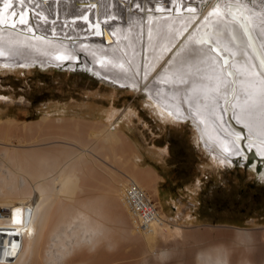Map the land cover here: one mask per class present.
I'll list each match as a JSON object with an SVG mask.
<instances>
[{
    "label": "bare ground",
    "instance_id": "bare-ground-1",
    "mask_svg": "<svg viewBox=\"0 0 264 264\" xmlns=\"http://www.w3.org/2000/svg\"><path fill=\"white\" fill-rule=\"evenodd\" d=\"M0 1V66L46 68L47 62L72 56L81 70L115 88L144 93L160 106L163 119L187 120L218 166L241 161L264 176V121L255 116L252 126L246 118L264 110V0H25L39 27L33 34L7 24H14L18 13L17 21L26 22L27 10L8 9L16 0ZM97 9L105 23L129 22L124 32L113 29L115 41L106 36L110 43L105 46L89 39L77 21L90 19ZM58 41L69 43L75 54L59 53L52 45ZM199 105L206 106L203 112ZM61 125L65 136L87 146V125L79 120ZM11 126L15 122H0V132ZM34 126L39 134L59 129L48 116ZM89 135L98 138L96 143L104 139L113 150L129 149L116 126L101 125ZM61 142L30 144L22 155H10L8 143L0 141V264H109L120 256L122 245L156 254L159 264L178 253V245L168 248L167 242L185 238L184 226L163 215L160 225L142 231L128 211L125 186L133 181L152 197L146 184L151 176L128 170L120 178L115 173L119 187L111 181L108 190H90V155L86 158V150L72 141ZM112 157L119 160V155ZM235 231L243 241L250 239L247 230ZM227 238L219 235L200 249L196 264H257L249 251L237 250ZM260 257L264 264V254ZM180 260L170 264H183Z\"/></svg>",
    "mask_w": 264,
    "mask_h": 264
},
{
    "label": "rangeland",
    "instance_id": "rangeland-1",
    "mask_svg": "<svg viewBox=\"0 0 264 264\" xmlns=\"http://www.w3.org/2000/svg\"><path fill=\"white\" fill-rule=\"evenodd\" d=\"M196 108L203 112L206 106L199 105ZM157 109L162 110L153 100L146 98L144 93L115 88L110 83L81 70L52 66H36L30 69L0 66V122H15L9 132H0V141L8 143L10 155H22L29 150L30 144L73 142L74 140L63 134L64 130L59 126L79 120L87 125V129L90 128L85 136L86 147L73 142L76 143L73 144L75 147L86 150V158L90 155L87 159L91 176L88 177L90 179L87 178L90 184L88 188L104 191L108 190L113 181L115 187L120 186L119 181L115 179L116 175L120 178L124 171H139L134 166L139 162L138 149L162 147L164 151L169 152L163 165L157 162L159 170L166 176L158 186V198L163 206L161 211L171 223L184 226L183 229L188 235L183 239H170L167 242L168 248L173 244L178 245V253L172 251V256L169 259L166 257L161 264H170L175 259H181L183 264H196L195 254L200 249L208 248L219 235L228 237L237 250L249 251L254 262L261 264L260 256L264 254V176L241 161L227 166H223L221 161L218 166L213 161L215 156L209 154L194 127L187 120L163 119ZM114 110L117 111L116 115L109 119V114ZM133 110L132 114L125 116ZM45 116L58 126V130L52 129L54 133H48L46 130V133L39 134L35 128L34 124H38ZM255 116L264 121V110H253L248 114L246 118L254 124L252 126H255L252 122L256 120ZM101 125H113L119 129L126 140L127 148L129 147L127 152L117 149L118 153L113 147L114 152L112 146L104 139L99 143L94 142L98 138L89 134ZM174 130L180 134L185 147L191 151L193 163L190 167H172L177 161L172 155V145H168L167 136L164 135L174 133ZM113 155H119V160L113 159ZM90 161H93L92 165ZM110 169L112 173L108 171ZM79 192L77 195H81L82 192ZM118 204L123 214L128 213L125 206L119 202ZM237 228L247 230L250 239L243 241L237 237ZM72 238L74 241V236ZM70 240L71 238L68 242ZM120 248V256L109 264H159L156 254L153 256L141 253L138 249L126 245Z\"/></svg>",
    "mask_w": 264,
    "mask_h": 264
},
{
    "label": "water",
    "instance_id": "water-1",
    "mask_svg": "<svg viewBox=\"0 0 264 264\" xmlns=\"http://www.w3.org/2000/svg\"><path fill=\"white\" fill-rule=\"evenodd\" d=\"M1 2L2 1H0V8L2 7ZM17 4H19V5L17 6ZM26 5H27V2L25 3V0H16V2L14 4L11 3V5L8 6V9H10V8L11 9L12 8L13 9H17L19 7V10L20 9L22 10L23 7H24L23 11H26L27 10V12H28V8L26 7ZM42 9L43 8H40L39 10H42ZM73 10H74V8H71V11L70 12H72ZM66 14H68V13H66ZM102 14H103L102 11L99 10V9H97L90 19H78L77 21L80 24H84L83 29H85V31H86L84 34L85 35H88L89 36V39H91L92 41L96 42L99 45L105 46L106 44L115 41L113 31L115 29L116 30L120 29L121 31L124 32V30H125V28H127L129 22H128V19H108L107 22H109V23H105ZM15 15H16V13L14 15L13 14L12 15L10 14L9 17L10 16L14 17ZM33 15L34 16H40L38 12L37 13L34 12ZM60 15H61V13H60ZM18 17H19V13L17 14V16L15 18V21L16 22H14V24H12L11 20H9L8 23H7L8 26L9 27H12V28H15V29H18V28H20V26H22V28L24 27L25 29H27L32 34L35 33L36 31H38V28L39 27H38L37 24H35L36 22L34 21V19H31L32 18V15L30 16L29 15V12L27 13L28 19H26V22H24V23L21 22V21H17L18 20ZM56 20L57 19H54V21H56ZM60 21H62V19H60ZM0 24H2V23L0 22ZM48 31H50V34H52V35L55 34V37L58 38V39H60L59 38L60 36L57 34V32L56 33H52L53 30L51 28L48 29ZM88 36H86V37L88 38ZM106 36H109V38H112L113 40H111L109 42L107 40V38H105ZM98 37H100V39H98ZM52 45H55L56 48L60 50V52L58 50L57 51L59 53H61V54H63V53L64 54L65 53H71V51L73 52L72 55L75 54V52L73 50H76V49H73L72 46H70L69 43L58 41V42H53ZM52 51L54 53L56 52V50H52ZM81 53H79V54H81ZM85 54H86V52H85ZM70 56H71V54H70ZM79 57H80L79 59H82L81 58L82 55H80ZM71 58H73V57L71 56V57H68V58H64L63 60H57L56 62H55V60H53V62H47V63H49L48 65H50V66L52 65V63H54L53 65L55 67L61 68V69L70 68V70H81L78 67V65H77L78 63L75 62L76 60L71 59ZM48 60H46V61H48ZM36 64H38V63H36ZM81 71H83V72H85V73H87V74H89L91 76H94L95 78H98V76H95V75L91 74L89 71H86V70H81ZM102 77L105 78V76H102ZM105 79H108V78H105Z\"/></svg>",
    "mask_w": 264,
    "mask_h": 264
},
{
    "label": "crops",
    "instance_id": "crops-1",
    "mask_svg": "<svg viewBox=\"0 0 264 264\" xmlns=\"http://www.w3.org/2000/svg\"><path fill=\"white\" fill-rule=\"evenodd\" d=\"M158 2V1H157ZM174 130V133H168L165 136L166 141L172 145V155L174 159L177 161L176 164L172 165V167H190L193 163V157L190 149L185 147L184 140L181 138L180 134H177ZM163 134V133H161ZM165 152V153H164ZM167 152V153H166ZM169 151H164V148H149L140 150L138 149L139 162L135 167L142 173H146L152 177V180L149 183H146L148 186V191L151 193L152 198L157 201L160 208H163L159 201V183L164 181L166 176L159 170V165L157 162H161L163 165L168 156Z\"/></svg>",
    "mask_w": 264,
    "mask_h": 264
},
{
    "label": "built area",
    "instance_id": "built-area-1",
    "mask_svg": "<svg viewBox=\"0 0 264 264\" xmlns=\"http://www.w3.org/2000/svg\"><path fill=\"white\" fill-rule=\"evenodd\" d=\"M124 198L128 210L135 218L140 230L151 231L154 226H158L164 221L157 201L133 181H129L125 186Z\"/></svg>",
    "mask_w": 264,
    "mask_h": 264
},
{
    "label": "flooded vegetation",
    "instance_id": "flooded-vegetation-1",
    "mask_svg": "<svg viewBox=\"0 0 264 264\" xmlns=\"http://www.w3.org/2000/svg\"><path fill=\"white\" fill-rule=\"evenodd\" d=\"M242 210H244L245 211V209L243 208Z\"/></svg>",
    "mask_w": 264,
    "mask_h": 264
}]
</instances>
